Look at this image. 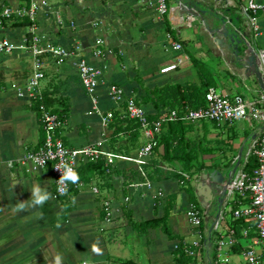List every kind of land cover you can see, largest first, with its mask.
I'll list each match as a JSON object with an SVG mask.
<instances>
[{
    "label": "crops",
    "instance_id": "1",
    "mask_svg": "<svg viewBox=\"0 0 264 264\" xmlns=\"http://www.w3.org/2000/svg\"><path fill=\"white\" fill-rule=\"evenodd\" d=\"M8 2L18 5L22 0ZM245 2L168 0L169 13L162 18L154 0H49L48 9L38 14L40 31L58 46L71 48L81 43L90 63L104 72L94 105L79 82L72 61L57 65L52 59L46 60L44 91L53 93L55 102L64 100L70 107L62 138L73 148L97 145L104 154L113 156L115 163L105 178L93 176L90 183L78 186L79 194L71 198L73 211L63 221V206L54 197L51 168L40 169L20 162L29 150L40 145L43 132L38 112L17 95V88L25 86L33 73L32 57L23 51L0 54V261L13 258L18 264H57L59 256V264H176L174 251L179 240H170L160 229L138 233L128 224L123 211L124 207L131 210L137 222L161 218L168 197L176 194L169 225L173 234L183 238L186 244L200 243L198 264H247L243 252L257 239L251 222L249 228L241 230L240 237L236 236L234 246L220 249L218 241L231 228V211L248 201L237 193L229 194L217 217V201L203 207L196 185L206 171L219 170L225 176L235 169L236 174L251 172L257 159L251 160V166L247 165L262 136L263 122L240 120L222 126L208 120L186 123L187 152L197 155L188 164L164 162L163 148L154 151L149 163L160 162L168 170L185 172L190 179L203 212L200 230L192 228L188 221L190 196L181 190L177 180L163 179L152 181L150 186H137L139 177L127 174L124 179L116 173L136 170L137 151L146 140L142 136L136 149L127 152V138H122L114 151L110 148L113 131L104 123L107 113L120 110L110 94V85L120 87L126 96L141 102L155 88L188 82L200 85L193 60L205 65L213 82L211 88L220 94L240 95L249 100L263 94L264 74L260 68L259 73L242 61L246 45H240L237 57L229 41L219 44L218 38L222 37L211 33L221 27L219 18L223 17L230 30L241 28L251 38L240 12V5ZM261 2L264 4V0ZM58 16L63 21L60 25ZM259 29L256 46L264 48V9L260 13ZM25 31L5 26L0 27V36L19 41ZM97 39L102 40L104 48L100 58L92 56ZM174 42H180L183 50H174ZM172 65H177L176 70L161 72ZM142 105L149 115L157 114L151 103ZM60 107L57 103L56 109ZM120 148L122 152L118 151ZM189 174L193 175L189 177ZM34 185L47 189L51 198L41 207L17 211L19 203L30 201ZM102 185L106 187L101 188ZM103 209H107L105 220L100 217ZM93 244L99 248L98 252L92 251ZM45 248L51 259L37 263L38 249ZM255 248L261 250L260 246ZM78 252L89 255L94 262L80 260Z\"/></svg>",
    "mask_w": 264,
    "mask_h": 264
},
{
    "label": "built area",
    "instance_id": "2",
    "mask_svg": "<svg viewBox=\"0 0 264 264\" xmlns=\"http://www.w3.org/2000/svg\"><path fill=\"white\" fill-rule=\"evenodd\" d=\"M157 13L164 17L169 13L168 0H154ZM49 0H22L18 5H13L8 0H0V27H5L4 22L15 20H27L29 25L24 28L26 31L19 41L12 40L6 36H0V54L9 55L18 51L28 53L33 60V73L23 87L17 88V95L28 101L30 106H37L39 119L44 133V141L35 149L29 150L20 160L22 164L29 163L35 168H51L54 178V197H65L69 195L70 182L60 181L61 171L64 164L70 165L76 172L82 164L93 162L103 157L106 161V173L111 174V166L115 163L113 156L104 154L97 145H88L83 148H73L65 143L61 131L66 126V119L54 112L55 106H49L46 101L43 80L45 79V65L47 59H52L55 64L62 65L73 62L76 67L79 82L85 92L90 96L96 105V92L103 77V69L94 66L84 55V46L76 43L71 48L58 46L49 41L48 36L40 31L38 25V14L43 9H48ZM264 9L261 0H246L240 5V12L246 21L249 35L242 30L236 29L241 40L247 47L242 56V61L248 63V58L255 52L258 59L260 71L264 74V48H257L256 42L260 34L259 18ZM62 18L57 17V24H62ZM11 28V26H8ZM14 28V27H12ZM172 47L176 51H182L183 45L174 42ZM104 55L103 42L97 39L92 50V56L100 58ZM177 65L165 67L162 73L176 70ZM110 94L115 101L117 108L125 113L130 119L138 120L142 126V135L146 142L137 151V167L140 183L138 185L150 186L151 180L148 177L144 166L147 165L158 146V140L164 132V126L183 121L194 124L201 121H211L219 126L232 125L240 120H260L264 123V93L258 98L249 100L237 95L230 97L220 94L211 88L206 94V107L196 110L174 109L162 111L160 118L151 122L149 114L144 109L140 99L128 97L118 86H109ZM113 113L109 112L104 117V123L109 124ZM254 155L257 159V167L250 176L244 171L237 174L230 173L232 184L230 194L237 193L248 201L244 206L231 211L232 221L245 219L253 224L257 239L254 245L247 247L243 255L247 264H264V130L257 142ZM10 166L13 162L9 163ZM80 183L78 186H82ZM187 218L196 230H200L203 222V212L197 210L193 205L187 211ZM237 243L235 231L230 228L225 238L218 241L221 248L232 247ZM194 250H189L190 256L199 257L200 243L192 245ZM255 246H260L257 250ZM79 264H87L82 262Z\"/></svg>",
    "mask_w": 264,
    "mask_h": 264
},
{
    "label": "trees",
    "instance_id": "3",
    "mask_svg": "<svg viewBox=\"0 0 264 264\" xmlns=\"http://www.w3.org/2000/svg\"><path fill=\"white\" fill-rule=\"evenodd\" d=\"M4 25L14 28L26 27L29 25V22L27 20L6 21L4 22ZM193 63L198 69V75L201 80L200 85H195L191 82H188L184 85H166L148 91L147 95L142 99V103H151L157 110V114L149 115L148 118L151 122L160 118L162 111H170L174 109L186 110V108L196 110L206 107V94L213 86V82L211 81L209 73L204 64L196 60H193ZM52 94L53 93H49V91L45 92L47 104L49 106H55L57 103L61 104V107L55 109L54 112L67 120L70 114L69 105L64 100H58L55 102V100L52 98ZM32 110L38 112L37 106H32ZM112 113L113 117L108 124L109 128L113 131L110 138V148L116 151L121 139L126 137L129 146L125 151L128 152L130 149H136V144L143 136L141 123L138 120L130 119L120 110H116ZM188 130V125L183 121L169 123L164 126V132L158 140V146L154 149L155 151L160 147L163 148L162 159L164 162L170 163L174 161H184L186 164H188L190 160L197 157V155H195L193 152H187L186 134ZM43 141L44 133L41 132L40 145L43 143ZM118 151L122 152L123 150L120 148ZM254 158H256L255 155H252L247 167L251 166V160ZM256 167L257 161H255V164H253L251 172L246 171L247 174L251 176ZM144 168L147 171L148 177L151 181H161L163 179L177 180L181 185V190L189 194L191 205H193L197 210L202 211L195 196V192L191 186L190 179L188 178L187 174H185V172L168 170L160 162L155 161L148 163L144 166ZM202 168L203 166H201L197 172H199ZM106 170V161L103 159V157L96 161L82 164L78 168V181L76 183L70 182L69 195L56 198L63 206V211L61 214L63 221H67L69 214L73 211L71 198L79 194L78 185L80 183H90L93 179V176L105 178L107 175H109L106 173ZM116 173L122 175L124 179H126L128 175L138 177L137 170L124 172L123 174L120 172ZM192 175L193 174H189V177ZM125 184L129 185L130 183L125 182ZM103 187L106 186L102 185L101 188ZM176 198V194L170 195L168 197L165 214L161 218L137 222L133 220V213L127 207L123 208L124 216L128 221V224L140 234L146 233L151 229H160L168 236L170 240H179V244L174 251V259L176 264H198L197 258L188 254V251L194 250V247L192 245L186 244L183 238L174 235L169 225L170 214L173 210ZM106 210L107 209H103L101 212L100 217L102 220L106 219ZM202 227L203 224L201 228ZM244 227H250L249 221H246L245 219L234 220L231 223V228L235 231L236 236L238 237H240L241 230Z\"/></svg>",
    "mask_w": 264,
    "mask_h": 264
},
{
    "label": "water",
    "instance_id": "4",
    "mask_svg": "<svg viewBox=\"0 0 264 264\" xmlns=\"http://www.w3.org/2000/svg\"><path fill=\"white\" fill-rule=\"evenodd\" d=\"M219 21L221 22V27L212 30V35L214 36L219 34L222 37V39L218 38L219 44L224 43V40L229 41L230 46L235 51V55L238 57L240 53L239 47L243 43V41L239 38L238 31L236 30L238 28L230 30L227 27L226 19L223 17L219 18ZM232 22L233 21H231V23ZM239 30L242 29L239 28ZM248 65L254 66L259 72V64L255 52H252L251 56L248 58ZM231 173L235 174L236 169ZM231 184L232 179L230 178V174L225 176V174L219 170H211L202 173L196 185V193L197 196L202 199V206L206 207L216 200L218 204L217 208L219 210L217 217H220V211L224 201L230 194L229 191Z\"/></svg>",
    "mask_w": 264,
    "mask_h": 264
},
{
    "label": "clouds",
    "instance_id": "5",
    "mask_svg": "<svg viewBox=\"0 0 264 264\" xmlns=\"http://www.w3.org/2000/svg\"><path fill=\"white\" fill-rule=\"evenodd\" d=\"M61 171L60 181L62 183L72 182L76 183L78 181V173L68 164L63 165V169L57 168ZM51 198V193L45 188H41L39 185H34L31 189V197L28 202H21L16 206L17 211H23L27 208L41 207L45 202ZM92 251L98 252L99 248L96 244L92 245ZM59 256H57L56 261L59 264Z\"/></svg>",
    "mask_w": 264,
    "mask_h": 264
},
{
    "label": "rangeland",
    "instance_id": "6",
    "mask_svg": "<svg viewBox=\"0 0 264 264\" xmlns=\"http://www.w3.org/2000/svg\"><path fill=\"white\" fill-rule=\"evenodd\" d=\"M11 250H12V251H10L11 254L14 255V250L13 249H11ZM46 250H47L46 248L43 249V250L38 249L37 252L39 254H36L35 255V257L37 258V261H36L37 263L40 260H41V263L44 262L46 260V258L49 259V260L51 259L50 255H49V251H46ZM114 252L116 253L117 251H114ZM78 257L80 258V260L86 259L87 262H91V263L94 262L93 259L89 255L83 254V252H78ZM0 262H2L0 264H3V263H7V264H18L17 262L14 261L13 258H4Z\"/></svg>",
    "mask_w": 264,
    "mask_h": 264
}]
</instances>
